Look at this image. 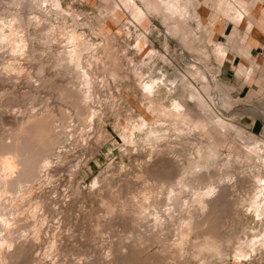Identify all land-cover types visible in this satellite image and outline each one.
<instances>
[{"label": "rangeland", "instance_id": "rangeland-1", "mask_svg": "<svg viewBox=\"0 0 264 264\" xmlns=\"http://www.w3.org/2000/svg\"><path fill=\"white\" fill-rule=\"evenodd\" d=\"M139 1L140 3H138ZM148 1L149 2H147V0H135V3L126 4L125 0H59L61 8L64 11H62L61 14L45 10L43 12V10L35 8L31 11L26 8L20 10V13H22L21 15H24L23 18L28 20L31 19L30 28L34 27V17L39 18L47 27L43 29L45 26H41V31L38 30V33H35V38L41 37V39L38 38L39 41L35 39L34 43L35 48L38 49L37 54L41 52V49H46V53H43L44 50L41 52L42 54H38L39 56L35 54L34 61L32 59L28 63H24V60H20L22 65H24L20 76L16 79L11 78V80H5L0 83V112L2 113H0V132H5L4 134H6V131H8L7 129H9V124L11 123L10 116L12 118V116L18 114L20 110L24 111L31 105L34 106V108H39L40 105L42 107L47 104L54 110H57L59 107L60 109L66 107L64 109L69 110V108L65 106L66 103L56 100V90L54 92L53 89L56 88L54 87L55 84H53V86L51 85L52 87L46 86L47 88L39 86L40 88L36 90V94H38L39 97L36 95L37 98L34 100L37 103L32 101L29 105V103L24 102L25 98L22 99L21 96L19 97L22 92L24 94L26 90L30 89L26 74L30 76V81L38 79V77H35L37 74L33 67L36 68L39 62H45L43 64V75L51 76V74H54L55 68L53 66L52 68L49 67L50 64L47 63V60L50 56L48 53H52V50L61 48L62 42H57L61 38L59 33V26H61V23L73 26L75 29L78 28V31H82L86 39H89L93 43H95V41L98 42V48L95 51L97 62H93L95 66L93 64L91 65L93 69L90 68L92 69V75L95 85L97 86L96 95L98 96V101L94 99V102H91L90 105L95 106V108H93L96 111L98 110L97 112L99 115L93 118L96 119L90 122L89 128L88 126L85 128L88 135L85 134L84 139L82 141L80 140L79 144L78 142L73 144V148L71 146L68 150L69 154L68 151L63 155L61 154L64 156L62 159H65L64 161L60 162L59 158H55V155L51 157L52 163L49 168L47 170H41L39 172V178L35 180L38 184L33 182L36 185H32V187L34 186L31 194L32 200L29 202L26 201V204L23 203L21 207H19L20 211L16 209L18 216L22 218L23 229L20 231V234L18 232L14 234L19 235L20 240L30 238L34 239L36 243V246L30 250V253L28 252L29 257L20 259L15 262L16 264H140L141 261L142 263L144 262L143 264H147V262L150 264L153 260L154 262L151 264H174L176 259L168 252L171 246L169 244L172 243L173 238L170 232L164 231L165 238L167 239L164 244H160L157 241L158 244H160L158 245L156 244V240L153 239L144 241V244L138 241L137 234L139 228L142 229V222L137 217L138 214L134 203V201L136 202V198L133 200L132 197L142 185V181L136 179L134 174L138 172V166L136 165L139 164L140 161L143 163L145 159H147V152L145 148L140 150L137 147L136 149L132 144H125L123 142L121 133L119 132L120 122H124L123 119H136L138 114L142 115L147 122L151 124L156 122L159 118H163L166 122H170L169 117L164 116L163 112L171 107V103H173L177 95L180 99L186 101V104H189L187 106L193 110V112H201L199 110L202 104L201 102H210L208 98L210 93L217 91L219 92V100L217 104L211 105L212 112L216 116L223 118L224 121L240 128L241 134H245L246 141H252V139H257V137L264 138V96L254 95L253 97H249L241 95L235 97L233 93L229 92V88L219 79L218 75V68L221 61L224 58H228L236 47L241 48L242 43L245 41L244 35L241 34L243 24L238 26L237 23L233 21L238 19L237 17L240 15V12L244 11V2L242 0H233L234 4L231 5V0H221L222 2L218 5V0H194L192 5L188 4L187 11L181 10V12L179 10H166L158 0ZM255 1L256 0H247V9L249 5L253 4ZM2 2L5 3V0H2ZM180 2H182V0H180ZM45 3L46 2H43L41 4L44 6ZM139 4L142 7L148 4H150V6L152 5L151 10L148 5V17L146 14H139L137 11L140 10L141 7ZM159 7L161 9L164 8L162 9L164 13ZM238 9L242 11L239 12ZM155 10L157 12H155ZM150 12L153 13L150 14ZM70 13H72L71 16L74 14V18L75 15H77L75 19L78 22H82L81 25H79L80 23H77L76 26L72 25L73 22L71 23V21L73 20L70 17ZM93 20L95 23H98L95 24ZM225 21H231L233 25H225ZM84 23L86 25H83ZM56 28L58 29V34L56 33L57 30L54 32ZM93 28L96 29L93 30ZM47 33L50 35L52 34L53 36H51L53 38L49 34L47 35ZM55 33L57 35H55ZM138 33L144 35L147 46L152 49L149 53H146V49L143 51L137 49L136 39ZM43 35L47 38L49 37V39H51L50 42L56 41L57 43L54 44L55 46L52 44L50 46L51 48L46 45H41L43 46L41 47L39 42L44 41L43 39H45V37ZM56 36L59 40L56 39ZM104 39H106L110 45L107 54H104L103 50L100 48V46L102 47L105 43ZM36 41L39 44V48H37ZM7 47H9V45ZM7 47L3 50L7 49ZM247 47L248 45H246V48ZM218 49L224 53L222 58L215 55ZM7 51L8 49L0 56V74L3 72L1 75H8V71H3L5 65L2 64H6V61L11 60L10 56H8L10 55L8 54L9 51ZM95 58L93 60H95ZM45 64L49 65H46L49 69L44 67ZM136 70L142 72L143 80L157 79V85L162 89L159 94L161 96L164 94L163 100L159 98L149 100L140 93L141 87L139 83H137L139 81H136L138 80L137 76H135ZM107 71L114 72L116 76H114V78H109V74L107 76ZM100 72L106 74L100 75ZM200 75L205 79H202ZM31 77H33V79ZM55 77H52V79L54 78L53 83L57 82L56 86L61 85L62 82L64 84L66 83L65 77L60 78L58 76L59 79L57 76ZM63 79L65 81H63ZM111 80H113L112 83L114 85L110 82ZM169 80H175L173 83L175 84L174 87ZM180 81H183L187 88L185 86L182 87ZM223 85L228 89V92ZM48 88L50 89L48 90ZM172 89L175 90L171 91ZM181 90H183L182 95H180ZM190 91L198 93V103H196L198 105L190 102L188 99L190 97ZM111 94L114 99H111ZM199 94H201V96ZM5 96H7L6 99L3 98ZM17 96L19 97V101H17ZM42 101L44 103L43 105ZM33 103L36 105H33ZM147 104L151 105V110H147ZM89 118L90 116L88 119ZM126 128V136L129 139V129L127 126ZM78 130L76 131L78 132ZM171 131H169V133H171ZM132 136L136 138V132H133ZM169 138L171 139L172 137ZM218 138L216 147L219 152L234 154L238 150H241V144L235 140L232 131L228 133L220 131ZM64 144L65 143H60L59 145L62 147L56 145L55 148L57 149L58 147V150H64ZM181 153L182 152L179 154ZM77 161H79L80 165L78 170L73 173V165ZM245 162L243 165H234L236 169H234V171H240L239 169L247 167L249 160ZM47 172L52 176L50 179L45 175ZM94 176L96 177V185L92 184V180L95 179ZM237 178L238 175L236 174L235 179ZM248 180L247 178L237 179V189L235 187L237 195L230 196L227 210L221 217L224 221V225L226 224L225 226L223 225V228L236 231L235 234H239L238 236L243 235L239 232L241 230H243L244 234H249L252 229L264 228V223H254L251 220L250 216L246 214L244 207L237 208L235 205L237 202L236 198L242 194L241 190L247 189L245 191H248V193L252 190V185H250L252 180L250 178ZM244 183L246 185H244ZM240 187L243 188L240 189ZM35 200L41 202V204L38 207V209H40L37 210V214L33 217L30 215L29 208L32 201ZM124 202L127 205L124 204ZM112 203L113 207H110ZM126 207H128L127 211ZM111 208H113V211H111L113 213H107ZM121 208H123V210ZM232 208H234V211ZM106 209L109 210L107 211ZM28 215L30 218H27ZM35 221L40 224L37 235L33 234L31 230ZM130 226H132V228ZM128 227L131 229H127ZM243 227L247 229H243ZM136 228L138 230H135ZM132 229H134L133 231L135 232H133ZM131 242L134 245H131ZM51 243L53 245H50ZM134 246L137 249H135ZM162 247L164 248L160 251ZM230 248L231 247L228 249L230 250ZM122 253L124 254L122 255ZM149 253L152 254L150 255ZM129 254L131 256L133 255V259H136L137 262H135L136 260L132 262L133 259L129 260V257H131ZM154 255L157 260L156 258L154 259ZM141 256L144 257L142 258ZM149 256H153V259L151 260L152 257L149 259ZM138 258L143 260H139ZM183 260L185 262H182ZM180 263L194 264V261L189 257H184L181 259ZM213 264H264V256L261 255L259 258H254L251 262L227 260L223 263L221 261H214Z\"/></svg>", "mask_w": 264, "mask_h": 264}, {"label": "bare ground", "instance_id": "bare-ground-1", "mask_svg": "<svg viewBox=\"0 0 264 264\" xmlns=\"http://www.w3.org/2000/svg\"><path fill=\"white\" fill-rule=\"evenodd\" d=\"M134 1L135 0H125L126 4L135 3ZM158 1L164 8H166V10L187 11L188 4L192 5L194 0H182V2H180V0ZM43 2H46L44 6L41 4ZM147 2L149 1L147 0ZM138 3H140V1ZM148 5L150 6V4ZM148 5L143 7L140 5V10H137L139 14H146L147 16ZM151 7L152 5L149 8L150 10ZM24 8L30 11L35 8L38 10H43V12L45 10L60 14L63 11L59 0H5V3L0 0V56H2V54L8 49V54H10L8 56L11 58V60H9L10 62L6 61V64L2 63L5 65L4 68H6L4 69L2 67L3 71H8V75H1L3 73L2 72L0 74V83L5 80H11V78L16 79L20 76L21 71L24 68V65H22L20 60H24V63H28L32 59L34 61L35 54L40 55V53L44 50L45 51L43 53H46V49L42 50L40 48L41 52L37 54L38 49H36L34 45L35 39H38V36L40 35L39 34L37 36L38 38H35V33H38V30L41 31V26L45 25L39 20V18L34 17V27L30 28L31 19L28 20L23 18L24 15L22 16V13H20V10H24ZM155 12L157 11L155 10ZM152 13L153 12H150V14ZM240 14L242 13L240 12ZM71 15L72 13H70V17L73 20L71 21V23L73 22L72 25L76 26L77 23H80L79 25H81L82 22H78L75 19L77 15H75V18L73 17L74 14L73 16ZM83 25L86 24L84 23ZM46 28L47 27L45 26L43 29ZM95 29L93 28V30ZM55 31L57 33L58 29L56 28L54 32ZM56 33L55 35L58 34ZM59 33L61 38L59 40L56 36V39L59 40L57 42H62V44L58 43L61 44V48L52 50V53H48L50 54L49 58L46 55L48 58L47 63L50 64V66L48 64H45L44 66L45 68L48 66L52 68L53 66L55 68L53 74L54 76L52 74L51 76L43 75V64L45 62H39L36 65V68L33 67V69H35V73L37 74L35 77H38V79L35 80L33 77H31L33 79V81H31L36 83H32L29 78L30 76L26 74L30 89H25L26 91L24 94L22 92V94L18 95L19 97L21 96L22 99L25 98L27 101L24 100V102H27L30 105V102H35L34 100L37 98L36 95L38 96V94H36V90L40 88L39 86H43L42 88H47L48 86L52 87L53 84H55L54 87L56 88L53 89L54 92L56 90V100L58 102L62 101L66 103L65 106H67L69 110H65L64 108L66 107L62 109L59 107L57 110H54L49 107L50 105H43L44 103L42 101V107L40 105L39 108H34V106L31 105L24 111L20 110L21 112L19 111L18 114L14 113L15 115H13L12 118L10 116L11 123L9 124L10 127L7 129L8 131H6V134H4L5 132H0L1 264H16L15 262L19 261L20 259L29 257L28 252L30 253V250L36 246V243L34 239L30 238L20 240L19 235L14 234L15 232L20 234V231L23 229L22 218L18 216L17 211L18 209L20 211L19 207H21L23 203L32 200L31 194L33 191L32 188L34 187H32L34 184L33 182H36L35 180L39 178V172L41 170H47L49 168L50 164L52 163L51 157L55 155V158H59L60 162L64 161L65 159L62 160L64 157L62 155L65 154V152L68 151L73 144H76L77 142L79 144V141L84 139L85 134H87L85 128L87 126L89 128L91 124L90 122L96 119L93 118L98 117L99 115L97 112L98 110L96 111L94 109L95 106L90 105L91 102H94V99L97 100L98 98L96 95L97 86L95 85L94 77L92 75L93 68L91 67L97 58H95V51L98 48V42L95 41V44L89 39H86L82 31H78V28L75 29L73 26L67 25L65 23H61V26H59ZM48 34L49 33H47V35ZM43 36L45 37V35ZM39 39H41V37ZM43 40L44 41L39 42L40 46L46 45L50 47L52 44L54 45L57 43L56 41L50 42L51 39H49V37H45ZM136 40V46L138 50L143 51L146 49V53L152 51V49L147 46L146 39L142 33H138ZM104 41V45H102V47L100 46V48L103 50L104 54H107L110 45L106 39H104ZM39 44L37 43V48H39ZM8 45L9 47H7ZM5 47H7V49L3 50ZM93 57L95 60H93ZM46 65L48 66L46 67ZM93 65L95 66V63ZM138 70L135 71V76H137L138 80L136 81H139L137 83H139V86L141 87L140 93L149 100H154L155 98L162 99L164 94H162V96L159 94L162 89L159 87V85H157V79L143 80L142 72ZM35 73L33 72L34 75ZM101 74L102 73L100 72V75ZM55 76H57V78L58 76L60 78L65 77L66 83L64 84L62 82L61 85L56 86L57 82L53 83L54 78L52 79V77ZM107 76L109 78H114L116 75L112 71H107ZM200 76L202 79L204 78L202 75ZM113 80L110 82L112 83ZM63 81L65 80L63 79ZM174 81L169 80L171 85L174 83ZM180 85L182 87L185 86L183 81H180ZM172 86L174 87L175 84ZM49 89L50 88H48V90ZM174 90L175 89H172L171 91ZM195 91H190V97L188 98L190 102H193L194 104L198 103V93ZM182 92L183 90H181L180 95H182ZM199 95L201 96V94ZM6 97L7 96L3 98L6 99ZM19 97L17 96V101H19ZM112 98L113 97L111 94V99ZM208 98L210 102H201V106H198L201 112H193V110L187 106L189 104H186V101L180 99L177 95V97L173 100V103H171V107L163 112L164 116L169 117L170 122H166L165 119L159 118L156 120V122L151 124L148 123L142 115L138 114L136 119H132L133 121L131 119V121L129 119H123L124 122H120L119 132L121 133L123 142L125 144H132L136 147V149L137 147L140 150L145 148L147 152V159H145V161L143 160V163L140 161L139 164L136 165L138 166V172L134 174L136 179H140L142 181V185L132 197L133 200L136 198V202L134 201L137 210L136 212L138 214L136 215L142 222V229L139 228L138 230L136 228L135 230H138V241L141 243L143 242L142 244H144V241L150 239L156 240V242L158 241L160 244H164V242L167 241L164 231H168V233L170 232L173 238L171 237L172 243L169 244L171 246L168 252L175 257L176 261L174 264H181V259L184 257H189L192 259L194 264H213L214 261H221L223 263L227 260L251 262L254 260V258H259L261 255L264 256V228L252 229L249 234L245 233L246 235L244 234L243 230H241L239 232H241L240 234L243 235L238 236L239 234H235L236 231L223 228L224 221L221 219V217L227 210V204L230 196L237 195V179L247 178L248 180L250 178L252 180L251 183L253 182L252 184L250 183V185H252V190H249V193L248 191H245L247 189L241 190L242 194L236 198L237 202L234 200L236 202L235 205L237 208L244 207L246 214L250 216L254 223H264V138L257 137V139H252V141H246L245 134H241L240 128L224 121L223 118L216 116L212 112L211 105L218 103L219 92L216 91L210 93ZM35 103H33V105H36ZM146 108L147 110H151V105L147 104ZM89 116L90 118L88 119ZM126 126L128 127L131 136H128L129 139L126 136ZM76 130H78V132ZM169 131H171V133H169ZM220 131L227 133L232 131L235 140L241 144V150H238L234 154L219 152L216 147V142L217 139H219L218 135ZM133 132H136V138L132 136ZM169 137L172 138L170 139ZM60 143H65L64 150H58V147L57 149L55 148L56 145L61 146L59 145ZM180 152L182 153L179 154ZM247 160H249L247 167L244 169L238 168L240 171H234V165H243V163ZM79 165V161L73 165V173L78 170ZM236 174L238 175L237 179H235ZM45 175L48 179L52 177L50 174H48V172ZM108 180L107 183L109 182ZM92 181V184H95L96 177ZM245 183L244 185H246ZM36 184L38 183L36 182ZM241 188L243 187H240V189ZM40 204L41 202L39 201H32L29 208V212L31 213L30 215L34 217V215L37 214L36 212L40 209H38ZM124 204L126 203L124 202ZM110 207H113V203ZM126 208L125 209L127 211L128 207ZM234 208H232V210ZM112 209L113 208H111V210H109L107 213L110 214V212L113 211ZM121 209L123 210V208ZM27 218H30L29 215ZM32 226L33 227L31 230L33 234L37 235L40 224L35 221ZM130 227L132 228V226ZM130 227L127 229L130 230ZM245 228L243 227V229ZM133 230L134 229H132V231ZM158 242L156 244H158ZM50 245L53 244L51 243ZM131 245L134 244L131 242ZM229 247H231L230 250L228 249ZM163 248L164 247H162L160 251H162ZM123 254L124 253H122V255ZM155 255L154 259L157 257V255L156 257ZM131 257H129V260H132L134 256L132 258ZM151 257L149 256V259L151 258L152 260L153 256ZM134 260L136 259H133L132 262H134ZM135 262H137V260ZM152 262H154V260ZM182 262L185 261L183 260ZM148 263L149 262H147V264Z\"/></svg>", "mask_w": 264, "mask_h": 264}, {"label": "crops", "instance_id": "crops-1", "mask_svg": "<svg viewBox=\"0 0 264 264\" xmlns=\"http://www.w3.org/2000/svg\"><path fill=\"white\" fill-rule=\"evenodd\" d=\"M222 1L218 0V5ZM242 1L244 11L238 9L242 14L233 21L238 26L243 24L241 34L244 35L245 41L241 48L236 47L228 58L221 61L218 75L235 97L264 96V0H256L248 9L247 0ZM233 4L231 0V5ZM225 25H233V22L225 21ZM215 55L222 58L224 53L218 49ZM224 88L228 92L225 86Z\"/></svg>", "mask_w": 264, "mask_h": 264}]
</instances>
